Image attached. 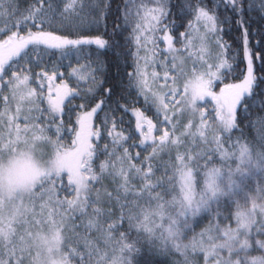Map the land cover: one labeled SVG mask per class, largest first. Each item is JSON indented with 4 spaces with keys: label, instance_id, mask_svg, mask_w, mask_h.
I'll return each mask as SVG.
<instances>
[{
    "label": "snow or ice",
    "instance_id": "1",
    "mask_svg": "<svg viewBox=\"0 0 264 264\" xmlns=\"http://www.w3.org/2000/svg\"><path fill=\"white\" fill-rule=\"evenodd\" d=\"M2 160L0 264H264V0H0Z\"/></svg>",
    "mask_w": 264,
    "mask_h": 264
},
{
    "label": "clouds",
    "instance_id": "2",
    "mask_svg": "<svg viewBox=\"0 0 264 264\" xmlns=\"http://www.w3.org/2000/svg\"><path fill=\"white\" fill-rule=\"evenodd\" d=\"M0 163H5V164H6V163H7V161H6V160H2V161H0Z\"/></svg>",
    "mask_w": 264,
    "mask_h": 264
},
{
    "label": "trees",
    "instance_id": "3",
    "mask_svg": "<svg viewBox=\"0 0 264 264\" xmlns=\"http://www.w3.org/2000/svg\"><path fill=\"white\" fill-rule=\"evenodd\" d=\"M22 2H23V0H22ZM241 58H242V51H241ZM113 71H114V69H113ZM205 223H206V221H205ZM197 231H199V228L197 229Z\"/></svg>",
    "mask_w": 264,
    "mask_h": 264
}]
</instances>
